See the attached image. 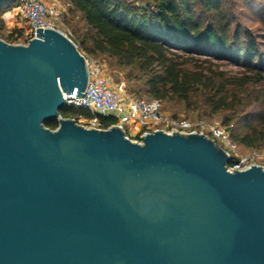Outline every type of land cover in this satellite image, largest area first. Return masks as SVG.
I'll return each mask as SVG.
<instances>
[{"label": "water", "instance_id": "water-1", "mask_svg": "<svg viewBox=\"0 0 264 264\" xmlns=\"http://www.w3.org/2000/svg\"><path fill=\"white\" fill-rule=\"evenodd\" d=\"M87 80L58 29L0 36V264H264V168L227 170L202 133L61 117Z\"/></svg>", "mask_w": 264, "mask_h": 264}, {"label": "trees", "instance_id": "trees-1", "mask_svg": "<svg viewBox=\"0 0 264 264\" xmlns=\"http://www.w3.org/2000/svg\"><path fill=\"white\" fill-rule=\"evenodd\" d=\"M10 1L0 2V16ZM63 1L84 23L81 49L129 66L142 81L137 92L208 105L214 112L226 110L231 114L227 123L242 115L247 131L240 134L230 128V139L248 147L264 141V90L256 89L264 83V48H259L264 41L234 19L230 0ZM260 23L264 30V19ZM0 36L17 43L20 33L12 30ZM219 60L242 70L230 73L215 63ZM58 111L75 121L91 116L84 108L66 104ZM113 122L111 116H98L101 128ZM44 125L55 129L58 122L47 120Z\"/></svg>", "mask_w": 264, "mask_h": 264}, {"label": "built area", "instance_id": "built-area-1", "mask_svg": "<svg viewBox=\"0 0 264 264\" xmlns=\"http://www.w3.org/2000/svg\"><path fill=\"white\" fill-rule=\"evenodd\" d=\"M67 5V3L62 5L58 0H13V4L4 12L17 14L28 24L29 31L24 41L17 42L25 44L35 36L36 27L55 28L60 31L55 24L57 12L59 8L64 9ZM84 58L88 80L82 94L79 96L73 91L63 95L66 105L81 107L90 113L89 118L79 117L88 125L101 128L98 124V116H111L114 122L106 128L119 126L127 138L139 143L141 136L154 130H162L166 133H202L222 147L229 159L234 158L230 165L226 163L227 170H240L255 164L230 153V151L234 152L236 145L225 128L200 119L191 121L183 116L167 114L163 111L161 99H143L134 96L121 84L111 81L104 63L89 60L85 56ZM123 123H127L126 128L122 126ZM261 166L264 168V165Z\"/></svg>", "mask_w": 264, "mask_h": 264}, {"label": "rangeland", "instance_id": "rangeland-1", "mask_svg": "<svg viewBox=\"0 0 264 264\" xmlns=\"http://www.w3.org/2000/svg\"><path fill=\"white\" fill-rule=\"evenodd\" d=\"M62 5L64 2L58 0ZM13 1H10L8 6H11ZM231 8L233 9L234 19L240 22L241 26L249 28L254 36L261 38L264 35L263 27L260 25V20L264 19V0H230ZM55 24L60 28V31L68 36L76 45L79 52L83 54L89 60H98L104 63L106 67V73L109 75L111 81L115 84H121L129 93L136 97L143 99H151L149 95L143 91H138L142 86V81L134 76L133 70L129 66H125L117 63L114 59L106 57L105 55H91L85 53L81 49V37L84 34L85 27L79 14L67 11V7L64 9L59 8L57 12ZM0 20V33L4 37L6 34L14 30V33L19 34V42H22L29 31L28 24L19 15L11 12L9 15L2 17ZM20 31V32H19ZM264 43V42H263ZM259 48H264V45H259ZM217 63L220 68L228 70L230 73L238 74L242 70V67L226 60H219ZM256 89L264 90V83ZM163 111L167 114H173L177 116H183L195 121L197 119L203 120L206 123L215 124L225 128L227 132H230V128L234 132L240 134L247 131L246 125L243 123V116L240 115L238 119H233L229 123L225 122L226 119L231 117L230 112L221 110L214 112L208 105L198 104L197 106L187 105L183 101L178 99L162 100ZM76 123L84 127H92L84 122L83 119L76 120ZM124 128L127 127V123H123ZM236 147L234 152H231L236 157H243L251 163L264 165V141L253 147H248L237 140L234 141Z\"/></svg>", "mask_w": 264, "mask_h": 264}, {"label": "crops", "instance_id": "crops-1", "mask_svg": "<svg viewBox=\"0 0 264 264\" xmlns=\"http://www.w3.org/2000/svg\"><path fill=\"white\" fill-rule=\"evenodd\" d=\"M63 1V0H62ZM64 2V1H63ZM64 4H65V2H64ZM11 12H3V15H2V17H5L6 15H9Z\"/></svg>", "mask_w": 264, "mask_h": 264}]
</instances>
